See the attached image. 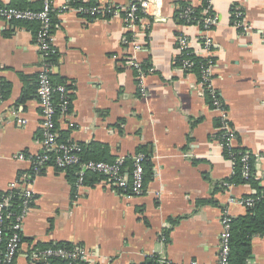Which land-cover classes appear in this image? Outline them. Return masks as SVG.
I'll list each match as a JSON object with an SVG mask.
<instances>
[{
    "label": "crops",
    "instance_id": "obj_1",
    "mask_svg": "<svg viewBox=\"0 0 264 264\" xmlns=\"http://www.w3.org/2000/svg\"><path fill=\"white\" fill-rule=\"evenodd\" d=\"M71 1L53 0L52 75L68 84L71 99L58 133L102 161L143 152L151 165L144 193L128 196L102 178L78 189L73 173L48 164L28 183L35 200L13 264H51L37 253L60 243L94 254L91 262L73 264H217L225 216L245 215L248 206L240 200L264 193V0H207L203 12L217 23L208 32L215 61L206 82L176 65L179 36L196 46L203 36L198 24L181 23L176 11L181 2L201 7L206 0H157L136 26L115 10L130 0H81L112 8L98 18L81 16ZM23 2L0 0L16 7ZM37 26L0 19V87L7 94L0 102V195L32 173L30 158L43 150ZM125 38L142 44L136 56L143 67L149 64L145 96ZM212 89L225 113L207 101ZM225 121L235 133L234 146L255 154L261 190L230 181L234 161L219 138ZM252 245L249 264H264V234Z\"/></svg>",
    "mask_w": 264,
    "mask_h": 264
},
{
    "label": "built area",
    "instance_id": "obj_2",
    "mask_svg": "<svg viewBox=\"0 0 264 264\" xmlns=\"http://www.w3.org/2000/svg\"><path fill=\"white\" fill-rule=\"evenodd\" d=\"M157 0H130L127 6H117L116 11L123 10L125 12V21L128 26H136L143 22L147 17L150 5ZM68 6L64 7V9ZM53 0H42V7L39 10L30 8H21L16 6H10L0 3V19L9 21H38L39 30L36 36L38 47L41 51V66L38 73V86L37 96L39 106L42 112V128L44 137L42 139L43 150L41 153L36 154L30 158L32 162V173L23 174L17 177V180L13 182L7 192L0 195V264H12L16 258V255L23 243V224L31 208L32 203L35 200V191L28 183L31 182L33 177L39 174L44 167L52 163L61 170L68 169L71 166H78L77 180L75 186L80 189L85 186V180L88 174H98L102 176L101 181L109 186H114L122 190L125 195L137 196L141 195L145 191L144 180V160L146 154L138 152L132 156L134 160L132 168L125 165V158H120L115 162H106L101 160L89 159L85 160L82 157V145L76 142H61L59 141L58 119L61 115L67 113L70 107V89L67 83H55L52 77L53 64L49 61L52 53L55 52L53 46V32H52V16L53 12ZM76 12L86 18H98L106 15L107 12H111V7H105L99 4H93L90 6H78L75 7ZM138 12H143L145 15L141 16ZM190 10L187 11V14ZM237 16V24H241L243 18V12L239 6L235 10ZM217 23V17L209 14L204 19V27L201 28L203 36L201 37V45L194 44L187 36L180 35L178 38V48L181 53L182 49L193 47L196 52L211 57L214 50V42L208 35L211 27ZM124 44L129 47L133 52L130 58L131 63L135 66L137 71V77L139 80L140 91L143 96L147 95L146 86L144 80L147 76V69L142 65V62L137 58L136 54L142 50V44L137 39H124ZM198 48V49H197ZM214 62H210L208 66L203 69V77L206 81H209L211 74V66ZM193 66V62L185 60L180 68L183 71L190 69ZM148 71H153L151 67ZM212 96L214 97V105L217 109L225 113V108L222 105L221 99L212 89ZM3 101V96L0 91V102ZM58 109L60 110L59 116L56 119ZM224 128L227 129V138L224 145L227 147L234 146L235 133L230 129L227 121L224 122ZM18 158H24V154L20 153ZM244 162V174L249 175L250 165L249 154L242 156ZM34 175V176H33ZM20 197V202L17 204V208L12 210L11 205L14 203L16 196ZM242 204L251 207L255 203V199L252 197H246L240 200ZM12 218V222L9 224L12 233L8 238H5L6 234V222ZM230 216H225L223 220V231L221 233V242L218 255L217 264H229L230 256V238H231V222ZM37 255L49 258L52 256H58L61 258L69 259V264H73L75 261L91 262L94 255L84 246H76L73 250H68L63 247L47 248L40 250ZM188 264H200L198 261H191Z\"/></svg>",
    "mask_w": 264,
    "mask_h": 264
},
{
    "label": "trees",
    "instance_id": "obj_3",
    "mask_svg": "<svg viewBox=\"0 0 264 264\" xmlns=\"http://www.w3.org/2000/svg\"><path fill=\"white\" fill-rule=\"evenodd\" d=\"M70 4H79L78 6H90L93 5L92 3H81V0H72ZM180 8L176 11V17L180 20L182 23L186 24H198L201 28L204 27V19L208 14H205L203 11L208 7V1L206 0L204 5L201 7H195L190 3L187 2H181ZM19 7L21 8H30L34 10H39L42 7V0H24L23 4H21ZM190 10V12L187 14L189 18L186 17L187 11ZM139 15L144 16L145 14L143 12H138ZM54 15V12L51 13V16ZM24 23H33L37 24L38 28L40 27L38 21H24ZM212 28V27H211ZM52 32H53V26H52ZM57 60V54L56 50L54 53L51 54L49 61L54 64ZM185 60H189L190 62H193V66L186 70L188 72L195 73L200 81L206 82V80L203 77V69L204 67L208 66L210 62H214L215 58L213 56L211 57H205L198 52L193 47L190 48H184L182 49L181 53L178 56V59L176 61V65L180 67ZM147 62V61H145ZM149 64L144 65V67H147ZM53 77V75H52ZM54 82L59 84L64 81V79H54ZM38 86V81L36 82V90ZM0 91L3 96V100L6 98V92L4 87H0ZM207 101L209 104L214 107V97L209 91V94H207ZM222 102V101H221ZM223 105V103H222ZM224 106V105H223ZM60 113V110L58 109L56 119L58 118ZM222 122V118H218V124ZM58 124L56 123V127ZM219 138H221L222 142H226L227 138V130L222 129L219 131ZM59 141L61 142H73V141H67L65 140L66 137L61 138L59 135ZM82 157L85 160L94 159V160H101V158L93 157L91 156L90 152L88 150H85L84 146H82ZM224 152L225 155L234 161V172L232 177L230 178L231 182L234 183H246L249 182L252 184V186H255L257 189L261 190L262 188L258 187V182L254 177V171H255V162H256V156L252 153L251 150H249L246 147L243 146H233V147H227L224 145ZM138 153V152H137ZM244 154H249V165H250V172L248 176H245L244 174V162L242 161V156ZM102 161V160H101ZM134 160L131 157L125 158V165L132 168ZM150 157L148 154H146V159L144 160L143 166L145 170L144 174V180H145V186H146V180L147 175L149 173L150 169ZM67 170H69L71 173L75 175V177H71V180L73 182V185H75L77 180V170L78 166H71ZM99 178H102V176H99L98 174H88L85 180V184L92 183L93 180H98ZM255 199V203L251 207H247V213L245 215H241L238 217H233L230 222V230H231V238H230V256H229V264H249V259L252 257L253 253V245H252V239L257 235L264 234V193H262L259 196H249ZM20 202V197L17 195L14 199V203L12 202L11 208L12 210L17 208V204ZM12 218L8 219L6 222V234L5 238H8L10 234L12 233L11 228H9V224L12 222ZM62 245L57 246H51L46 247L47 248H58L63 247L68 250H73L74 247L70 243H60ZM51 264H69V259L61 258L58 256H52L49 257ZM77 262V261H75ZM13 264V263H12ZM145 264H159L158 260L153 259L151 262H147Z\"/></svg>",
    "mask_w": 264,
    "mask_h": 264
},
{
    "label": "rangeland",
    "instance_id": "obj_4",
    "mask_svg": "<svg viewBox=\"0 0 264 264\" xmlns=\"http://www.w3.org/2000/svg\"><path fill=\"white\" fill-rule=\"evenodd\" d=\"M81 189V188H80Z\"/></svg>",
    "mask_w": 264,
    "mask_h": 264
}]
</instances>
